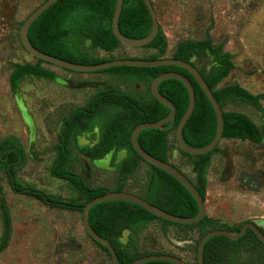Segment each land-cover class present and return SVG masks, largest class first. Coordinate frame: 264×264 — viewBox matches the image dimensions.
I'll return each mask as SVG.
<instances>
[{"label": "rangeland", "instance_id": "obj_1", "mask_svg": "<svg viewBox=\"0 0 264 264\" xmlns=\"http://www.w3.org/2000/svg\"><path fill=\"white\" fill-rule=\"evenodd\" d=\"M43 1L0 0V139L15 135L23 144L26 155L16 174L22 183L64 199L77 198L68 183L49 174L61 120L107 84L137 95H142L144 87L107 73H79L42 63L57 74L56 78L27 76L19 84L18 94H14L9 87L12 64L35 61L20 43L18 23ZM153 4L167 38V55L177 41L203 38L208 28L212 42L226 40L224 50L233 55L235 68L220 84L237 82L249 92L264 96V0H153ZM80 44L96 57L121 58L145 52L143 48L125 45L105 52L92 47L88 38ZM209 59L194 57L193 61L205 69L209 68ZM261 103L264 106V97ZM224 110L243 112L264 129L263 118L253 105L226 101ZM173 139L171 132L169 161L194 181L191 165L179 155ZM78 140L86 142L82 138ZM219 145L222 151L213 154L208 169L206 214L232 226L254 220L264 231V138L259 143L222 139ZM72 149L73 169L87 184L106 186L111 191L117 189L119 174L115 164L126 156L125 150L109 151L101 158L89 159L74 144ZM142 162L143 171L139 176L127 178L124 188L151 200L147 194L150 166ZM0 186L11 222L8 245L0 251V264H112L109 254L86 234L81 212L50 208L28 195L14 192L1 167ZM4 224L0 209V242ZM162 228L161 220L155 219L124 250L132 255L167 253L194 264L198 231L177 225ZM128 238L129 234L125 233L121 241ZM223 264H264V248L252 239L245 240L225 254Z\"/></svg>", "mask_w": 264, "mask_h": 264}, {"label": "trees", "instance_id": "obj_2", "mask_svg": "<svg viewBox=\"0 0 264 264\" xmlns=\"http://www.w3.org/2000/svg\"><path fill=\"white\" fill-rule=\"evenodd\" d=\"M153 4V0H152ZM154 5V4H153ZM115 0H57L40 14L28 27L27 37L29 42L38 50L80 64H96L112 57H96L84 50L81 41L88 38L94 48L105 52H112L122 46L111 29V20ZM159 22V21H158ZM22 21L18 23L19 29ZM120 32L129 38H141L151 30V19L142 0H123L118 20ZM148 44L140 47L144 54L121 58L158 59L173 57L190 61L203 75L213 95L223 109V131L221 139H248L260 142L264 137V129L260 128L248 115L235 110H224V102L241 101L253 105L261 114L264 123V106L261 103L263 94H253L238 83L219 86L220 82L234 68L233 55L224 50L226 40L217 44L205 31V36L200 39L179 40L167 55L168 42L160 26L156 36ZM134 48V47H132ZM209 57V68H200L193 61ZM46 63L35 58L34 62H14L9 74V87L16 94L19 84L27 77L34 76L44 79H55L57 74L44 67ZM175 71L185 75L193 84L195 93V106L192 114L187 119L182 137L185 143L192 147H202L213 138L216 130V115L207 96L194 79L184 68L176 65H160L150 67L114 66L95 71L107 73L117 77L120 81L133 84L140 83L144 89L139 95L120 90L111 84L94 92L82 106L72 109L62 120L57 132L58 141L55 146V157L50 165L49 174L68 183L69 187L80 196L64 199L61 196L48 194L26 183H22L17 174V166L25 159V149L20 139L15 135H6L0 139V167L6 175L9 187L14 192L23 193L46 206L82 212V206L92 198L108 192L106 186H90L83 177L73 169L74 144L79 153L89 159L101 158L111 151L126 150V156L117 164L115 170L120 176L117 189L123 188L124 179L133 173L139 163L144 161L133 149L130 141L132 129L141 122H153L166 116L169 108L160 103L150 92L151 80L160 73ZM158 91L171 100L175 105V120L170 129H142L137 134L138 144L152 156L169 162L168 134L173 133L180 118L188 105V92L185 85L178 79L167 78L157 85ZM171 122L165 123L169 126ZM86 140L80 144L79 138ZM174 142L175 138L173 139ZM195 175V180L189 179L195 185L203 200L206 199V184L208 169L213 154L222 150L219 145L207 153L192 155L177 148ZM145 162V161H144ZM151 181L147 194L151 195L152 204L178 216L192 217L198 214L199 207L195 199L176 178L166 171L151 164ZM183 172L177 165L171 163ZM143 198V197H142ZM0 209L4 218V235L0 242V251L8 245L11 225L10 216L5 203L4 194L0 186ZM155 219L161 220L162 229L169 225L184 226L198 231L199 238L209 229L220 228L230 232H237L240 226H232L221 222L207 214L197 223L180 224L159 218L141 206L124 201L111 200L96 203L91 206L88 213L90 227L100 236L108 240L114 247L120 264H128L146 253L132 255L124 250L129 244L121 242L124 231L137 234L145 225ZM249 221V220H247ZM252 239L263 248L264 245L257 239L254 232L247 228L238 239H229L227 236L216 235L210 237L203 246V264H223L225 254L234 250L243 241ZM93 240V239H92ZM94 241V240H93ZM104 251L107 249L94 241ZM108 253V252H107ZM187 263V262H186ZM142 264H174L167 261H148ZM188 264V263H187Z\"/></svg>", "mask_w": 264, "mask_h": 264}, {"label": "water", "instance_id": "obj_3", "mask_svg": "<svg viewBox=\"0 0 264 264\" xmlns=\"http://www.w3.org/2000/svg\"><path fill=\"white\" fill-rule=\"evenodd\" d=\"M57 0H44L41 2L38 6H36L22 21L20 29H19V38L20 43L23 46V48L31 54L34 58L41 59L46 63L65 68L67 70L76 71V72H95L103 69H107L114 66H136V67H150V66H160V65H176L180 66L184 69H186L197 81L205 95L207 96L208 100L210 101L215 115H216V130L213 138L211 141L202 147H192L185 143L182 137V130L183 127L187 121V119L192 114V111L195 106V93L193 84L190 82V80L183 74L175 71H168L163 72L155 76L149 85V89L151 94L162 104L167 106L170 110L169 113L154 121L153 122H141L137 124L131 131L130 134V141L133 149L142 157V159L147 162L148 164H151L157 168H160L167 173L171 174L174 178H176L188 191H190V194L195 199V201L198 204L199 212L195 216L192 217H183L178 216L175 214H172L155 204L150 203L149 201L143 199L140 196H137L130 192L125 191H111L96 196L89 200L87 203H85L82 206V212H81V221H82V227L84 228L86 234L93 239L94 241L100 243L102 246H104L107 249V252L109 254V257L111 259L112 264H120L117 255L115 252V249L113 245L106 240L104 237L100 236L97 232L93 230L92 227H90L89 221H88V213L92 205L104 201H111V200H124L128 202L135 203L148 212L152 213L153 215L169 220L171 222L180 223V224H194L199 222L205 215H206V205L205 200L202 199L200 193L198 192L195 185L181 172L178 170L175 166H173L171 163L160 160L151 154H149L147 151H145L137 142V134L142 129H170L174 123L175 120V105L174 103L169 100L167 97L162 95L158 89L157 85L160 81L167 79V78H174L180 80L186 87L188 92V105L187 108L180 118L178 124L176 125V128L174 130V138L176 141L177 148L186 152L191 153L192 155H200L209 152L212 150L215 146L219 145L220 140L222 138V131H223V109L221 108L219 102L213 95L212 90L209 88L207 82L205 81L203 75L200 73L199 69L193 65L190 61H185L182 59H177L173 57H167V58H158V59H142V58H115L111 60H107L104 62L96 63V64H80L74 63L71 61L64 60L62 58L47 54L45 52H42L35 48L28 40L27 37V30L30 24L40 15L42 14L50 5L55 3ZM122 1L123 0H115V6L114 11L112 15L111 20V29L112 33L115 37L118 38L119 42L122 45L134 47V48H140L146 44H148L150 41L155 39L154 37L158 33L159 30V22L156 10L152 4V0H142L144 5L146 6L148 13L150 15L151 19V30L150 32L141 38H129L127 36H124L118 27V20L122 8ZM18 94V90L16 92ZM171 122L169 126H165V123ZM264 138V137H263ZM84 140V139H83ZM86 141V140H85ZM80 143V142H79ZM83 144V143H80ZM249 228L251 229L254 234L256 235L257 239L264 245V232L261 230L260 225L255 222L254 220L245 221L241 224L239 230L237 232H230L225 229L220 228H214L209 229L206 231L198 240L197 246H196V262L197 264H203V258H202V251L204 243L212 236L216 235H222L227 236L229 239H238L241 237L245 230ZM125 231L123 232L124 236ZM148 261H167L172 262L174 264H187L183 259L179 258L178 256L167 254V253H149L142 255L133 261H131L128 264H142L144 262Z\"/></svg>", "mask_w": 264, "mask_h": 264}, {"label": "crops", "instance_id": "obj_4", "mask_svg": "<svg viewBox=\"0 0 264 264\" xmlns=\"http://www.w3.org/2000/svg\"><path fill=\"white\" fill-rule=\"evenodd\" d=\"M223 48H224V46H223ZM232 58H233V57H232ZM232 60H233V59H232ZM234 68H235V65H234ZM234 68H233V69H234ZM233 69H232V70H233ZM232 70H231V71H232ZM230 73H231V72H230ZM230 73H229V74H230ZM229 74H228V75H229ZM228 75H227V76H228ZM227 76H226V77H227ZM226 77H225V78H226ZM225 78H224V79H225ZM224 79H223V80H224ZM223 80H222V81H223ZM222 81H221V82H222ZM221 82H220V83H221ZM234 83H235V82H234ZM236 83H237V82H236ZM231 84H233V83H231ZM226 85H228V84H226ZM239 85H240V84H239ZM219 86H224V85L219 84ZM240 86H241V85H240ZM237 101H239V100H237ZM228 102H229V101H228ZM245 104H246V103H245ZM223 108H224V107H223ZM82 139H83V137H82ZM223 139H224V138H223ZM221 140H222V139H221ZM219 146H220V145H219ZM111 151H114V150L112 149ZM212 156H213V155H212ZM102 157H103V156H102ZM142 165H143V162H140L139 165H138V167L136 168V170H135L133 173L129 174V175L124 179V181H123V188H122L121 190H124L125 192H131V190H127V189L124 188V182H125L126 179L129 178V177L139 176V174L143 171V170H142V167H143ZM149 172H150V171H149ZM135 174H136V175H135ZM118 177H119V180H118V181L120 182V176H118ZM150 181H151V175H150V177H149L148 188H149ZM117 186H118V185H117ZM110 190H111V189H110ZM131 193H132V192H131ZM76 199H77V200H80V196L77 195V198H76ZM153 221H154V220H153ZM153 221H152V222H153ZM152 222H149L147 225H145V227H147L148 225H150V223L152 224ZM161 225H162V224H161ZM145 227H143V228H142L137 234L131 233V232H129V231L126 230L125 233L129 234L128 241H126V242L121 241V242H122L123 244H125V245H126V244H127V245H128V244H129V245L132 244V241H133L132 239H133L134 237H136V236H137V235H138L143 229H145ZM125 233H124V234H125ZM123 237H124V236H122V238H123ZM122 238H121V239H122Z\"/></svg>", "mask_w": 264, "mask_h": 264}, {"label": "flooded vegetation", "instance_id": "obj_5", "mask_svg": "<svg viewBox=\"0 0 264 264\" xmlns=\"http://www.w3.org/2000/svg\"><path fill=\"white\" fill-rule=\"evenodd\" d=\"M231 139H236V138H231ZM239 140H242V139H239ZM244 140H248V139H244ZM250 141V140H248ZM250 142H254V141H250ZM261 142V141H260ZM255 143H259V142H255ZM123 150V149H122ZM126 151V150H125ZM261 230L263 231L262 227L260 226ZM264 232V231H263Z\"/></svg>", "mask_w": 264, "mask_h": 264}]
</instances>
